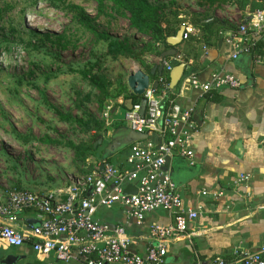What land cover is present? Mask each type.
<instances>
[{
    "label": "crops",
    "instance_id": "1",
    "mask_svg": "<svg viewBox=\"0 0 264 264\" xmlns=\"http://www.w3.org/2000/svg\"><path fill=\"white\" fill-rule=\"evenodd\" d=\"M255 2L262 8L259 2ZM225 8V12L216 16L225 22L224 27L214 25L205 30L197 28V36L176 45H171L167 40L171 49L162 56L148 54L142 67L153 85L158 81V75L153 78L155 69L162 71L161 76L166 74L162 60L171 61L172 57H181V62L173 63V66L184 64L185 69L179 84L175 88L171 87L172 93L183 109H193L197 124L191 143L193 164L186 158L174 157L167 163V168L184 208L193 209L200 215L189 224L190 238L170 244L165 264H180L184 260H188V264L196 260L209 264L216 258L231 259L237 247L256 250L264 246V37L260 42L262 50L259 55L263 57L260 63L255 61L257 53L242 54L237 60H232L233 49L225 42L224 35L236 29L232 21L235 15H245L242 19L245 22L254 11L242 9L235 3L222 4V9ZM162 49L159 47L158 51ZM148 57L154 58V61H149ZM213 74H230L240 81L241 87H223L205 94L184 84L189 75L196 77L200 83H206ZM168 76L170 80V74ZM118 104V110L113 111L115 119L109 123L111 128L107 129L104 138L110 144L102 159L123 168L131 144H114L116 140L130 139L129 126L120 116L121 111L125 112L130 104L126 108ZM108 147L111 148L108 150ZM91 160L94 162V158ZM61 168L66 170L64 177H40L34 183L24 185L26 189L22 190L40 194L57 192L92 172L78 161L77 167ZM240 175H250V181L234 186V180ZM204 191L208 194L203 195ZM219 192L223 195L215 199L213 195ZM7 199L8 192L0 195V202H6ZM95 218L111 227L122 226L136 239L130 251L140 256L146 253L149 227L152 224L169 226L174 222L173 216L159 210L147 214L139 224L129 218L119 204L111 208H99ZM39 223L37 212L25 209L19 214L14 227L30 230ZM8 258L14 259L9 260L8 264H47L50 260L65 264L53 257L38 256L30 244L14 248L0 242V264Z\"/></svg>",
    "mask_w": 264,
    "mask_h": 264
},
{
    "label": "built area",
    "instance_id": "2",
    "mask_svg": "<svg viewBox=\"0 0 264 264\" xmlns=\"http://www.w3.org/2000/svg\"><path fill=\"white\" fill-rule=\"evenodd\" d=\"M255 1L262 8L224 35L225 42L233 49L232 60L242 54H253L264 37V0ZM181 27H184L183 41L198 34L191 24L183 22ZM262 60L257 53L255 61ZM180 62L179 56L172 57L171 61L162 60L166 74L158 79V86L154 88L150 84L140 101L125 111L124 121L130 131L147 137L131 144L125 166L118 168L102 161L91 173L57 192L10 190L7 201L0 202V242L14 248L30 244L36 254L65 264H165L170 244L190 238L189 224L200 215L184 208L167 168L174 157L186 158L191 164L194 159L191 149L192 137L197 131L194 111L183 109L175 101L168 76L173 63ZM184 84L205 94L223 87H241L240 81L230 74H213L206 83L189 75ZM250 178V175H240L233 184L248 183ZM128 185H134L136 192L124 195ZM206 194L204 191L203 195ZM222 195L219 192L213 197L218 199ZM115 204L121 205L126 215L139 224L147 214L159 210L173 216L174 222L169 226L152 224L146 253L140 256L130 251L136 239L122 226L111 227L95 218L99 208H111ZM25 209L37 212L40 225L30 230L14 227ZM193 264L203 263L196 260ZM209 264H264V246L256 250L237 247L231 259L216 258Z\"/></svg>",
    "mask_w": 264,
    "mask_h": 264
},
{
    "label": "rangeland",
    "instance_id": "3",
    "mask_svg": "<svg viewBox=\"0 0 264 264\" xmlns=\"http://www.w3.org/2000/svg\"><path fill=\"white\" fill-rule=\"evenodd\" d=\"M61 1L71 5L74 13L90 17L97 34L106 35L109 41L126 43L136 52L153 44L150 37L132 30L128 16L118 15L112 4L106 6L101 16L97 0ZM150 1L168 4V11L177 12L179 20L191 25L205 14L216 17L227 9H222V4L227 3L219 0ZM232 3L238 7L245 4L240 0L228 4ZM4 6L9 11L0 21V195L14 188L26 189L24 185L40 177L62 178L66 170L61 167H77L71 149L45 145L42 140L90 145L99 136L85 132L76 120L102 121L109 130V123L115 119L113 111L124 102L115 96L122 93V85L128 88L131 72L142 70L137 61L112 56L109 41L77 24L74 13L54 8L49 0H0V7ZM245 6L250 10V3ZM243 17L237 14L232 18L235 27ZM148 54L142 57L143 63ZM88 72L93 77L108 78L110 97L103 98L89 78L80 74ZM51 106L71 121H60ZM106 134L97 142L98 157L94 162L89 157L83 163L89 171L102 162L110 144L104 140ZM17 136L25 137L27 142L16 140ZM187 261L180 264H188ZM49 263L58 264L53 260Z\"/></svg>",
    "mask_w": 264,
    "mask_h": 264
},
{
    "label": "trees",
    "instance_id": "4",
    "mask_svg": "<svg viewBox=\"0 0 264 264\" xmlns=\"http://www.w3.org/2000/svg\"><path fill=\"white\" fill-rule=\"evenodd\" d=\"M216 0H209L210 3H213ZM222 3H229L233 0H219ZM244 1L246 3H250V10L255 11L260 8V6L254 1L250 0H240ZM51 5L54 8L62 9L69 11L70 13H74L71 5L67 4L64 1L61 0H49ZM98 3V14L103 15L106 11V6L108 4H112L113 11H115L118 15L121 16H128V20L130 22V28L136 33L148 36L151 38V41L153 44L148 46L146 49H142L139 52L134 51V49L127 45L126 43L116 42V41H109V38L106 35L103 34H97L94 22L93 20L86 16L84 13H74L73 18L77 24L88 30L89 32L93 33L95 36H97L99 39L103 41H109L110 46V54L112 56H122L124 58L132 59L134 61H137L139 64H142L143 67V61L142 57L146 53H153L159 56H162L163 54L167 53L169 49H171V46L167 43V39L170 37H175L177 35V32L183 23V21L178 19V13L173 12L168 9V4L166 3H152L150 0H97ZM254 3V4H253ZM245 4L241 5V8H246ZM8 6L0 7V21L3 19L4 14H6L9 9H7ZM68 8H71L68 10ZM207 21V22H204ZM193 25L198 28L199 30H205L213 27L214 25H218L221 27H224L225 22L216 18L215 16L211 15H203L199 19L195 20ZM225 30V29H224ZM159 47H162V51H158ZM262 50V44L259 43V46L253 50L254 53L260 54ZM96 65H92V68H94ZM161 70L155 69L153 78H156L158 75V79L161 76ZM83 77L89 78L90 84L97 88L101 94H103V98L110 97V94L108 92V87L111 86L110 81L107 77L102 76H91L90 72L88 73H80ZM158 82V81H157ZM156 82V83H157ZM122 93L119 95H116L115 98L118 99L120 97L123 98L124 102L122 105H120L122 108H126L128 104L131 102V105L137 103L140 101L141 97L132 95L129 91L126 85H122ZM51 109L54 111V113L57 115L60 121H71L70 117L68 115H64L59 110L51 106ZM76 122L83 127L84 131L87 133L94 132L96 136H99V138H96L92 143L89 144H75L71 141H68L67 143H59L54 142L48 139L42 140L45 145H56L61 148H69L74 153V158L78 162L85 163V161L89 158H97L98 155L96 154L98 152L99 145L97 142L104 137L107 133L106 125L102 121L97 120H88V121H79L76 120ZM16 140L19 141H25L27 142V139L25 137L17 136ZM102 161L109 163L108 160L102 159ZM110 164V163H109Z\"/></svg>",
    "mask_w": 264,
    "mask_h": 264
},
{
    "label": "water",
    "instance_id": "5",
    "mask_svg": "<svg viewBox=\"0 0 264 264\" xmlns=\"http://www.w3.org/2000/svg\"><path fill=\"white\" fill-rule=\"evenodd\" d=\"M184 33V27H180L179 31L177 32V35L175 37H170L168 38V42L171 45H176L177 43H180L182 41V36ZM184 69H185V65L184 64H180L176 67H174V69L171 71L170 73V82H171V87L175 88L184 73ZM127 85L131 91V94L134 96H138L141 97L145 90L148 89L149 85H150V77L149 75L145 74L142 70L138 69L134 72H132L128 78H127ZM154 88H156L158 86V83H154L152 85ZM130 105L127 107L128 109H131L132 105L131 102L129 103ZM144 107H145V103H144ZM130 139H128V141H123L122 140H116L115 144L116 146H120V145H130L136 141H140V140H146V136L145 135H138L136 133L130 132L129 133ZM101 142V141H100ZM111 147H108V150ZM136 192V188L134 185H128L124 191L123 194L124 195H128V194H132ZM40 225H34V226H38ZM13 258H8L6 260H3L1 264H8L9 260H12ZM14 260V259H13Z\"/></svg>",
    "mask_w": 264,
    "mask_h": 264
}]
</instances>
